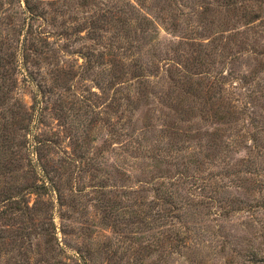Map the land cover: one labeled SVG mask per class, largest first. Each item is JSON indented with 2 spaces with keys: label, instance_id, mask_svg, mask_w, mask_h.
I'll list each match as a JSON object with an SVG mask.
<instances>
[{
  "label": "rangeland",
  "instance_id": "374dc122",
  "mask_svg": "<svg viewBox=\"0 0 264 264\" xmlns=\"http://www.w3.org/2000/svg\"><path fill=\"white\" fill-rule=\"evenodd\" d=\"M28 1L39 8L30 23L46 35L50 57L29 66L33 82L19 70L13 96L31 116L28 160L38 183L55 191L45 204L25 196L32 209L0 221V264H190L167 257L163 244L151 252L165 237L164 220L131 221L139 211L148 219L166 191L198 232V260L264 255L259 208L219 218L217 206L193 203L214 196L254 206L264 198V0ZM23 5L0 0L3 47ZM224 107L232 111L223 118ZM28 160L15 173L19 186L33 181L24 177ZM244 164L257 174L241 173ZM110 201L117 211L107 222Z\"/></svg>",
  "mask_w": 264,
  "mask_h": 264
},
{
  "label": "trees",
  "instance_id": "16d2710c",
  "mask_svg": "<svg viewBox=\"0 0 264 264\" xmlns=\"http://www.w3.org/2000/svg\"><path fill=\"white\" fill-rule=\"evenodd\" d=\"M23 3L22 13L25 16L22 23L19 26L11 27V32L8 34V41L4 45L5 47L0 44V177L3 178L5 185L3 189H0V221L10 218L14 219L18 213L27 214L28 212L26 211H30L32 207H29L28 203L24 200L25 196L34 195L38 198L35 204H38V200H41L42 197L47 195L49 187L55 191L52 184L48 186L44 181L38 183L35 169L31 165L30 160H28L26 135L29 133L31 116L24 111L20 100L13 96L17 88V75L19 74V70L23 69L27 73L25 77L29 80L28 82H33L36 79L34 76L36 74L31 70V67H35L34 65L38 64L35 58L41 56L50 57V44L45 37L46 35L40 32L35 35L30 23L31 19L39 16L37 13L39 8L36 4L28 0H23ZM256 13L258 14L253 16L252 20L258 19L259 12ZM29 66L31 67L29 68ZM131 76L137 82V93L143 94L145 89L144 76L137 65H135ZM186 84L187 81L182 83L181 86L185 87ZM36 86V92L40 91V85L36 84ZM220 107L221 105L219 104L215 111H219L221 109ZM225 109L227 110L225 111L222 108L223 113L218 112L217 115L219 114V116L224 118L226 117V113L229 114V111H232L231 107H226ZM233 110L236 111L234 107ZM219 121L223 123L225 120ZM254 140H256L255 135L253 136ZM23 160H28L27 165L29 166L24 173V177L30 175V180L33 178V181L29 184L19 186L15 183V173L19 171ZM240 168V172L245 175L257 174V171L250 168L248 164H244ZM7 177L11 178L8 182L6 181ZM46 177L48 178V176ZM48 180L50 183L49 178ZM12 181L14 184H11ZM161 189L162 186L158 185L153 190L160 191ZM157 195L159 196L156 197L155 201L153 200L151 202L152 209L148 219L145 218L147 214L141 213V211L135 214V219H131L132 223L136 225L147 224L149 221L150 223H156L160 220L165 221L164 223L167 226L166 233L164 234L165 237L161 241L162 243L160 239L155 241L151 252L159 251L160 248H163V244L165 246L163 250L166 252V256L175 255L178 258H183L184 256L182 255H185L187 262L190 264H208L203 260L197 259L201 243H193L192 240L197 238L198 232H192L186 224H183L186 218L184 217V213H181L180 207L176 205L177 202L174 200L172 192L166 191L165 194ZM61 199L62 194H57V202L59 204ZM159 201L161 202L162 208L155 210V207L159 205ZM41 202L45 204V201L41 200ZM109 203L102 207L103 220L107 222L110 221L113 213L117 211V206L113 205L112 201ZM193 203L194 206L206 208L217 206L219 218L229 217L233 213L246 211L245 209L250 211L259 208L264 213V198H262L261 202H256L254 206L239 199L231 200L226 198L218 200L214 196H209L206 200H197ZM9 205L13 206V211L11 212H8L6 209ZM208 210L207 216L212 214L211 210ZM150 215L152 216L150 217ZM113 221L115 223V220ZM112 225L116 227L115 224ZM0 232H2L1 229ZM223 243H221L219 252L225 251V245H222ZM231 251L233 253L235 252V250ZM235 253L239 256V260L229 256L225 259L224 264H264V255L260 256L261 252L258 249H250L243 255H239L237 252ZM79 260L83 261L82 258ZM83 262L85 263V261Z\"/></svg>",
  "mask_w": 264,
  "mask_h": 264
}]
</instances>
